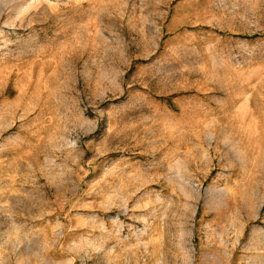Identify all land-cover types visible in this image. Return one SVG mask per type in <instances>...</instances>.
I'll list each match as a JSON object with an SVG mask.
<instances>
[{"label": "rangeland", "instance_id": "374dc122", "mask_svg": "<svg viewBox=\"0 0 264 264\" xmlns=\"http://www.w3.org/2000/svg\"><path fill=\"white\" fill-rule=\"evenodd\" d=\"M0 264H264V0H0Z\"/></svg>", "mask_w": 264, "mask_h": 264}]
</instances>
